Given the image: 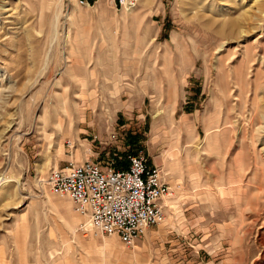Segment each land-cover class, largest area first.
I'll return each mask as SVG.
<instances>
[{
	"label": "rangeland",
	"instance_id": "rangeland-1",
	"mask_svg": "<svg viewBox=\"0 0 264 264\" xmlns=\"http://www.w3.org/2000/svg\"><path fill=\"white\" fill-rule=\"evenodd\" d=\"M87 4L0 0V264H264V0ZM140 151L169 190L132 247L45 184Z\"/></svg>",
	"mask_w": 264,
	"mask_h": 264
},
{
	"label": "built area",
	"instance_id": "built-area-1",
	"mask_svg": "<svg viewBox=\"0 0 264 264\" xmlns=\"http://www.w3.org/2000/svg\"><path fill=\"white\" fill-rule=\"evenodd\" d=\"M121 9H132L137 0H112ZM86 6L87 0H78ZM115 140L116 136L111 135ZM126 168L118 167L115 158L104 166L89 159L69 161L63 168L52 169L46 176L49 192L68 199L74 213L89 224L88 231L115 237L127 247L144 232L164 220L163 198L168 186L161 169L149 166L140 151L126 157Z\"/></svg>",
	"mask_w": 264,
	"mask_h": 264
},
{
	"label": "bare ground",
	"instance_id": "bare-ground-1",
	"mask_svg": "<svg viewBox=\"0 0 264 264\" xmlns=\"http://www.w3.org/2000/svg\"><path fill=\"white\" fill-rule=\"evenodd\" d=\"M227 5H229V4H226V6ZM58 7H61V0H58ZM126 10H130V9H126ZM59 12V11H58ZM60 17V12L59 13H57L56 15H55V19L56 20H58V18ZM57 27H58V22H56L55 21V26H54V28H55V30H56V32H57ZM83 219V218H82ZM113 242V240H108V241H105L104 243H103V245L105 246V247H110V243H112ZM121 253H120V255H118L119 257H121Z\"/></svg>",
	"mask_w": 264,
	"mask_h": 264
},
{
	"label": "trees",
	"instance_id": "trees-1",
	"mask_svg": "<svg viewBox=\"0 0 264 264\" xmlns=\"http://www.w3.org/2000/svg\"><path fill=\"white\" fill-rule=\"evenodd\" d=\"M137 139H138V137L136 136V135H134V136H132V135H128V137H127V140H128V142H129V144H135L136 143V141H137ZM135 153V152H134ZM119 166L118 167H121V168H126L127 167V163H126V161H122V162H119V163H117Z\"/></svg>",
	"mask_w": 264,
	"mask_h": 264
}]
</instances>
